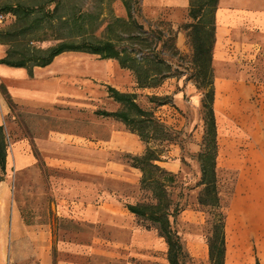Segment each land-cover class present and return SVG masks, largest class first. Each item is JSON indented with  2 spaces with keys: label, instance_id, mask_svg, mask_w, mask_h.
Returning <instances> with one entry per match:
<instances>
[{
  "label": "rangeland",
  "instance_id": "rangeland-1",
  "mask_svg": "<svg viewBox=\"0 0 264 264\" xmlns=\"http://www.w3.org/2000/svg\"><path fill=\"white\" fill-rule=\"evenodd\" d=\"M123 1L0 0V16L4 18L0 23L1 31L14 26L27 27L31 23L30 18L18 22L14 15L4 12L10 5L22 4L34 9L33 17L47 18L41 28L27 36L25 42L30 47L45 51L56 46L60 43L58 38H67L70 34L68 29H62L58 18L67 14L79 18L83 14L85 28H77V33L92 42L114 44L122 57L125 51L135 49L131 56L139 62V70L134 73L122 68L115 59L71 54L78 59L80 76L90 80L78 83V99L74 103L77 113L70 111L67 106L70 99L66 97L58 98L53 107L14 103L6 95L5 85H1L7 106L3 117L7 164L5 172H0V179L9 187L10 205L16 201L27 223L51 221L57 236L93 245L96 253L91 264H155L150 259V250L135 251L130 244L132 228L152 232L165 243L153 228L159 222L128 211L129 206L137 205L168 213L179 207L175 228L186 253H196L200 257L199 263L192 262L189 257L188 264H210L209 241L215 238L221 216L225 217L226 253H255L259 263L264 264V139L259 130L263 115L257 112L264 103V65L255 67V75L250 76L255 78L251 84L257 88L256 96L243 102L233 114L217 118L218 207L204 206L199 203L202 191L199 155L214 153L212 148L206 147L203 107L211 89L207 83L212 81V76L209 74L205 79L194 68L187 37L188 52L177 49L178 54L172 57L166 49L162 56H157L162 41L176 46V32L185 25L168 21L165 14L169 12V0L149 1L152 10H158L160 4L163 6L162 16L157 18L144 13V0L140 3L141 14L130 17ZM207 1L190 0V5ZM57 4L58 10L53 11ZM36 9L38 13H34ZM52 11L54 19H51ZM159 32L165 34L161 40L156 36ZM20 45L15 44V51L20 50ZM9 48V45L0 44V58L5 57ZM107 66L114 67V79H107ZM254 72L249 70V73ZM137 78L146 81V86L139 87ZM109 89L134 95V102L147 116L141 118L136 109L116 102L109 96ZM98 111L120 112L128 121L102 118L96 115ZM55 130L74 131L91 139L116 132L123 138L120 140L138 150L136 157L123 156L133 168V176L131 182H111L113 189L123 193L122 205L107 209L100 225L60 220L52 211L54 199L50 194L49 162L35 143L37 138L46 137ZM0 213L6 221L0 241V264H39L36 258L12 253L9 232L12 209ZM169 220L173 222L171 217ZM204 254L207 263L202 260ZM54 257L84 261L58 253H54Z\"/></svg>",
  "mask_w": 264,
  "mask_h": 264
},
{
  "label": "crops",
  "instance_id": "crops-1",
  "mask_svg": "<svg viewBox=\"0 0 264 264\" xmlns=\"http://www.w3.org/2000/svg\"><path fill=\"white\" fill-rule=\"evenodd\" d=\"M149 1H143L144 13L151 18L162 16L163 6L160 4L158 10H152L148 6ZM169 2V12L165 14L168 21L174 24L190 22V0ZM176 47L184 52L189 51L184 32L178 33ZM71 54L74 53L57 56L45 68H35L32 76L24 69L0 65V127H4L3 117L7 113L2 84L5 85L6 95L14 103L53 107L58 98L66 97L70 99V105H67L70 111L78 112L74 104L78 99V83L80 80H90L80 76L78 59L71 57ZM263 65L264 0H219L212 52L216 123L219 115L233 114L243 102L256 96L257 88L251 84L255 78L250 76L255 75V67ZM249 70L255 72L249 73ZM105 73L108 80L114 79L116 75L114 67L107 66ZM27 77L29 82L26 81ZM257 112L263 115L259 130L264 139V103ZM120 139L123 138L116 132H110L100 139H91L74 131L59 130L36 139L35 145L48 158L50 194L54 199L51 208L58 219L96 226L104 222L107 209L122 205L123 193L113 189L111 182H131L134 170L123 156L136 157L138 150ZM9 198L8 185L0 182V212L12 209L9 229L12 253L36 258L39 264H91V258L96 253L93 245L57 236L51 221L25 222L16 201L12 206ZM5 225V218L1 215L0 241ZM130 244L135 251L150 250V259L155 264H169L168 246L166 242H160L154 233L132 228ZM54 253L83 258L84 261L56 259ZM187 254L192 262H200L196 253ZM202 260L207 263L205 254ZM256 260L255 253H226L225 264H256Z\"/></svg>",
  "mask_w": 264,
  "mask_h": 264
},
{
  "label": "trees",
  "instance_id": "trees-1",
  "mask_svg": "<svg viewBox=\"0 0 264 264\" xmlns=\"http://www.w3.org/2000/svg\"><path fill=\"white\" fill-rule=\"evenodd\" d=\"M195 1V0H192ZM219 0H208L206 3L191 4L188 12L189 20L185 25H182L176 32L178 35L180 30H183L186 37L190 42L192 50V64L198 71L200 76L206 77L210 74L212 81L207 83L210 86V91L206 94L203 107L205 110V140L206 147L212 148L214 153L212 155L200 154L199 163L201 170V186L202 191L199 197V203L204 206L218 207V195H217V179H216V156H217V123L215 113L213 109L214 105V89H213V71H212V52L215 40V14L217 10V4ZM124 5L129 13L130 17L133 14H141L140 3L141 0H124ZM59 4L53 11L58 10ZM34 9H30L22 4L10 5L4 8V12L14 15L18 22L31 19V23L25 27L18 28L14 26L11 30H0V44L9 45L10 48L5 54V57L0 59V65H5L11 68L26 69L30 76H32L33 69L45 68L49 66L53 60L64 53H84L89 55L100 56L103 59H115L120 62L122 68H128L138 72V60L131 56L135 52V49L125 51L122 57V52L116 48V46L110 42H92L89 39L84 38L81 34L77 33V28L84 29V15H80L76 18L75 14L62 15L58 18V21L62 24V29L69 30V37L58 38L56 46L51 47L45 51L30 47L26 43V38L29 34L36 32L41 28V24L46 21V17L36 15L33 17ZM51 19L55 16L52 15ZM38 13V10L34 11ZM50 19V18H49ZM159 40L165 37L163 32L157 33ZM4 40V41H3ZM3 41V42H2ZM21 43L20 50L15 51V44ZM14 46V47H13ZM169 49L172 57L178 54L177 47L173 44L168 46L163 43L162 47L158 51L157 56H162L164 50ZM163 64V62L161 63ZM190 80V79H189ZM146 81H141L137 78V84L139 87H145ZM202 86H200L201 88ZM109 96L116 102L128 105L138 112L141 118H145L147 114L139 109L134 102V95L121 94L114 89H109ZM96 115L102 118H112L115 120H121L127 123L128 117L120 112H106L98 111ZM7 164V146L5 141V135L3 127H0V172L4 173ZM172 181V179L170 180ZM0 182L2 180L0 179ZM211 200V201H210ZM128 211L139 217H152L159 225H155L158 235L163 238L168 246V261L169 264H188L189 256L184 249L182 239L175 228L176 218L180 212L179 207H176L172 213L167 211H160L155 207L148 206H129ZM173 219L171 223L169 218ZM225 217L221 216L220 223L216 226L215 238L209 241V260L210 264H225L226 257V237H225ZM256 264H259L256 260Z\"/></svg>",
  "mask_w": 264,
  "mask_h": 264
},
{
  "label": "built area",
  "instance_id": "built-area-1",
  "mask_svg": "<svg viewBox=\"0 0 264 264\" xmlns=\"http://www.w3.org/2000/svg\"><path fill=\"white\" fill-rule=\"evenodd\" d=\"M3 19V16H0V23H2Z\"/></svg>",
  "mask_w": 264,
  "mask_h": 264
}]
</instances>
